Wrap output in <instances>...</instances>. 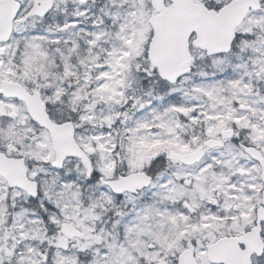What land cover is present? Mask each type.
I'll use <instances>...</instances> for the list:
<instances>
[{"label":"snow or ice","instance_id":"obj_1","mask_svg":"<svg viewBox=\"0 0 264 264\" xmlns=\"http://www.w3.org/2000/svg\"><path fill=\"white\" fill-rule=\"evenodd\" d=\"M0 264H264V0H0Z\"/></svg>","mask_w":264,"mask_h":264}]
</instances>
